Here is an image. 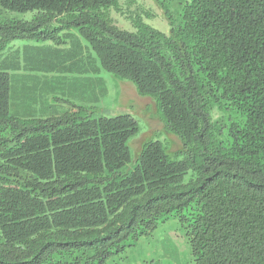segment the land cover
<instances>
[{"label":"trees","instance_id":"1","mask_svg":"<svg viewBox=\"0 0 264 264\" xmlns=\"http://www.w3.org/2000/svg\"><path fill=\"white\" fill-rule=\"evenodd\" d=\"M151 1L0 0L33 12L0 18V50L28 40L60 82L129 80L173 151L142 141L133 163L127 113L15 116L26 79L17 56L0 60V264H108L172 219L195 264H264V0ZM124 5L131 30L112 16Z\"/></svg>","mask_w":264,"mask_h":264},{"label":"rangeland","instance_id":"2","mask_svg":"<svg viewBox=\"0 0 264 264\" xmlns=\"http://www.w3.org/2000/svg\"><path fill=\"white\" fill-rule=\"evenodd\" d=\"M127 8L128 6L124 5L123 11L112 8L111 12L118 25L131 30L132 24L125 16L133 9L129 8L127 10ZM157 13V18H161L158 10ZM32 16V11H12L3 8L0 4L1 19L16 17L30 20ZM148 22L163 29L155 18L148 19ZM167 29L168 25L165 23V30ZM26 44H28V40H19L0 50L1 61L7 56H17L19 58L22 68L19 70L15 68L14 71L11 70L10 72L13 75L20 74L19 79L21 77L24 80L26 79L23 83V89L18 94L12 93V114L19 118L31 117L32 115L45 117L52 114V109L41 112L44 106H54L57 109V113L54 114L76 110L77 107H82L84 112H91L93 117L127 113L136 119L139 124V131L129 142L133 163L138 152L135 148L139 147L142 141L160 140L169 147L170 152H173L170 141L171 133L162 129L163 123L157 117L159 114L161 118V113L154 99L150 96L139 95L133 85L130 84L132 82L119 79L107 72L89 75L66 73V77L63 75L65 83L54 80L58 78V74L63 73L35 68L39 63L26 57V53H28L25 47ZM28 55L30 56V54ZM35 75L38 76V79H41V86L38 85V82L35 83ZM102 75L106 76L107 79L100 78L99 80L97 78ZM13 79L15 81V78ZM47 79L50 81H46ZM121 81L126 83H122L120 98L121 90L117 84ZM35 110L38 113L37 111L34 112ZM108 264H195V260L185 230L177 220L172 219L160 224L152 234L142 237L124 253L114 256Z\"/></svg>","mask_w":264,"mask_h":264},{"label":"clouds","instance_id":"3","mask_svg":"<svg viewBox=\"0 0 264 264\" xmlns=\"http://www.w3.org/2000/svg\"><path fill=\"white\" fill-rule=\"evenodd\" d=\"M112 258H113V257H112ZM112 258H110V259H112ZM110 259H109V261H110ZM109 261H108V262H109Z\"/></svg>","mask_w":264,"mask_h":264}]
</instances>
